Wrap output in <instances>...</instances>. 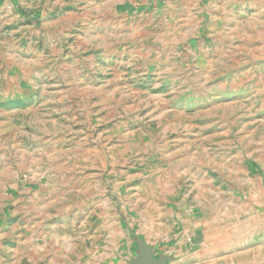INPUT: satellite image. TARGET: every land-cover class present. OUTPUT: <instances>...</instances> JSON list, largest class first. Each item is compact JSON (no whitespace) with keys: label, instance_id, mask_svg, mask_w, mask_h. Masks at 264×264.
Instances as JSON below:
<instances>
[{"label":"rangeland","instance_id":"1","mask_svg":"<svg viewBox=\"0 0 264 264\" xmlns=\"http://www.w3.org/2000/svg\"><path fill=\"white\" fill-rule=\"evenodd\" d=\"M263 3L0 0V264H264Z\"/></svg>","mask_w":264,"mask_h":264},{"label":"crops","instance_id":"2","mask_svg":"<svg viewBox=\"0 0 264 264\" xmlns=\"http://www.w3.org/2000/svg\"><path fill=\"white\" fill-rule=\"evenodd\" d=\"M254 4V3H252ZM259 6H264V3L263 4H260ZM214 245H208L207 246V254H203V257L206 256V258L208 259L207 261H209L210 264H213L214 262L217 263L219 262L220 264H222L223 260L224 261H232V263L230 262L229 264H241V261L238 259H236V256L238 257V254H234V251H236L237 249H229L227 250L228 252L226 253H222L223 251H220L219 252L217 250H214ZM232 247V246H230ZM227 253H232V254H227ZM226 254V255H224ZM173 256L171 254H167V255H164L163 256H157L158 260L159 261H162V259H166L168 260L169 258H172ZM165 260V262H166ZM145 262H143V264H150V256L148 255V257H145ZM164 262V264H166ZM162 263V262H161Z\"/></svg>","mask_w":264,"mask_h":264}]
</instances>
